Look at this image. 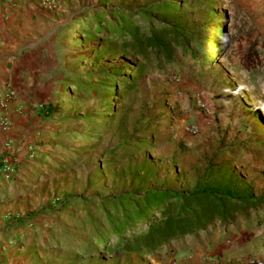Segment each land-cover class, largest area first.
<instances>
[{"label": "rangeland", "instance_id": "obj_1", "mask_svg": "<svg viewBox=\"0 0 264 264\" xmlns=\"http://www.w3.org/2000/svg\"><path fill=\"white\" fill-rule=\"evenodd\" d=\"M163 1H38L20 49L28 60L0 90L15 89L12 127H0V264H264V204L238 226L217 223L154 254L96 237L110 230L100 199L114 194L187 190L227 173L264 196V122L252 110L264 115V0H214L225 47L212 40L218 22L198 18L208 27L200 44L176 48L171 62L151 55L137 87L123 89L143 59L97 31L118 9ZM46 103L57 109L44 118Z\"/></svg>", "mask_w": 264, "mask_h": 264}, {"label": "trees", "instance_id": "obj_2", "mask_svg": "<svg viewBox=\"0 0 264 264\" xmlns=\"http://www.w3.org/2000/svg\"><path fill=\"white\" fill-rule=\"evenodd\" d=\"M214 5V0H194L191 5L187 0H165L136 11L118 9V14L114 13L111 21H104L97 32L107 30L121 39V48L128 56H141L143 59L134 63L133 72L120 81L119 86L126 90L136 88L138 74L146 70L151 55L158 62H171L176 48L200 44L205 39L200 34L208 27L200 25L198 18L218 22L212 40L220 35L219 42L224 43L225 47L227 36ZM189 6L193 7L196 18L186 11ZM153 13L168 19H158ZM101 20L99 17L98 21ZM116 72L120 73L121 69ZM114 76L111 75V78L114 79ZM56 109L53 103H46L38 109V113L47 118ZM252 110L264 122L262 112ZM63 202L58 203V208L63 206ZM261 204H264V196L257 195L244 177L227 173L216 182L210 181L208 176L199 178L187 190L160 187L114 194L100 199V206L108 210L106 219L110 230H100L96 237L104 244L109 236H115L118 241L111 250L154 254L174 241L200 233L217 223L228 228L237 215L259 211ZM44 210L52 208L45 207ZM41 211L29 216H36ZM87 224L93 225L95 222L89 217Z\"/></svg>", "mask_w": 264, "mask_h": 264}, {"label": "crops", "instance_id": "obj_3", "mask_svg": "<svg viewBox=\"0 0 264 264\" xmlns=\"http://www.w3.org/2000/svg\"><path fill=\"white\" fill-rule=\"evenodd\" d=\"M38 1L0 0V90L4 87L3 82L8 75L15 76L20 73L16 72V60L22 59L21 63L28 60V58L19 57L20 49L22 44L29 42L30 26H28V22L33 21L35 15L44 11ZM10 85H12L11 82ZM10 111L11 117L14 119L15 111L13 109ZM239 216L237 215L235 222L228 226V229L238 226Z\"/></svg>", "mask_w": 264, "mask_h": 264}, {"label": "built area", "instance_id": "obj_4", "mask_svg": "<svg viewBox=\"0 0 264 264\" xmlns=\"http://www.w3.org/2000/svg\"><path fill=\"white\" fill-rule=\"evenodd\" d=\"M50 1V0H43ZM1 12V8H0ZM15 96V89L9 85L7 86L1 93V105H0V127L3 129H10L12 127V121L10 120V117L7 114L8 109V101L9 99L13 98Z\"/></svg>", "mask_w": 264, "mask_h": 264}]
</instances>
